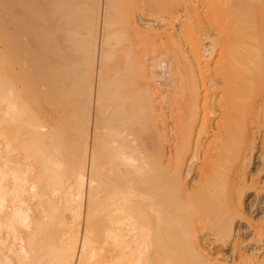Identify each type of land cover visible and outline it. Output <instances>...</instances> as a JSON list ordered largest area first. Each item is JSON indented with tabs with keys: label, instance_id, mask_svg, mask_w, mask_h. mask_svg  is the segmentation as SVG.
Returning <instances> with one entry per match:
<instances>
[{
	"label": "bare ground",
	"instance_id": "obj_1",
	"mask_svg": "<svg viewBox=\"0 0 264 264\" xmlns=\"http://www.w3.org/2000/svg\"><path fill=\"white\" fill-rule=\"evenodd\" d=\"M176 1L178 9L183 0ZM194 2H185V20L176 16L182 20L179 32H169L166 25L167 32L155 35L143 31L128 2L116 18L112 10L118 9V1L113 0H87L84 5L82 0H5L0 19V264H174L184 257L181 254L193 261L185 264H227L206 249L221 241L231 245L233 259L264 264V251L262 257L257 248L243 252L245 239L235 227L236 215L242 212L254 235L264 231V206L254 202L251 209L245 204L250 190L261 192L257 183L264 168L253 173L248 144L257 134L249 122L264 134V90L254 98L252 87V99L246 93L242 102L233 98L244 102L237 114L244 119L238 122L236 112L225 108V98L216 100L218 104L211 99V86L220 89L219 79L230 72L233 76L225 82L230 76L235 79V73L240 76L236 87L231 81L234 94L264 79V49L260 51L258 34L254 36L255 22L264 18V0H201L200 6ZM39 9L49 16L31 19ZM171 11L175 15L177 10ZM213 29L222 50L217 61L213 57L214 68L211 62L205 68L198 63L204 54L197 33L212 34ZM45 30L51 31V42L41 50L45 58L51 57L49 63L41 61L38 73L54 68L60 76L53 84L41 85L39 105L33 110L24 76L37 44L28 42L33 33ZM231 37L242 41L235 50L227 42ZM148 42L159 51L165 45L178 48L177 61L171 62L174 94L167 97L176 119L173 145L168 116L163 107L157 108V96L147 84L151 69L141 60L142 46L149 47ZM115 43L125 53L112 65L116 76H111V86L104 81L110 73L105 60ZM162 63L159 59L155 66ZM260 82L257 89L264 80ZM54 90L68 95L67 104L51 101ZM217 109L223 114L214 124L211 112ZM62 119L66 126H61ZM211 158L220 163L218 169L226 160L232 165L223 164L210 174ZM228 168L240 175L238 180L224 171ZM202 196H210L211 203L201 204ZM215 198L218 201L212 202ZM193 209L197 212L191 224L187 221ZM163 221L165 226L172 223L165 227ZM199 223L211 224L205 236L199 234ZM262 235L255 239L264 242ZM175 247L188 253L177 254Z\"/></svg>",
	"mask_w": 264,
	"mask_h": 264
},
{
	"label": "rangeland",
	"instance_id": "obj_2",
	"mask_svg": "<svg viewBox=\"0 0 264 264\" xmlns=\"http://www.w3.org/2000/svg\"><path fill=\"white\" fill-rule=\"evenodd\" d=\"M87 1V0H86ZM86 1H84V0H82V4L81 5H84L85 3H86ZM117 1H118V3H117ZM123 1V0H122ZM130 1V2H129ZM156 1V0H155ZM155 1L154 0H152V2H151V0H148V1H146V0H125V4L127 3L128 4V8L129 7H131V9H133L134 10V16H135V19H136V21L140 24V26L142 27V29H144L143 31H145L146 30V32H150V33H152V34H155V33H160V32H167V31H165V29H166V25L168 26V27H170L171 28V30L169 31V32H174V33H177V32H179V30H180V27H181V25H182V20H185L184 19V17H182L181 16V14H182V12L184 11V8H185V6L184 5H186L187 3H185V2H190V0H183V3H185V4H183V3H181V4H178V9H177V7H176V5H177V2H179V1H176V0H157V2L155 3ZM164 1V2H163ZM176 1V2H175ZM193 1H195L196 2V4H198V3H200L201 2V0H193ZM198 1V2H197ZM4 2H5V0H0V19L1 18H3V15H2V7H3V5H4ZM113 2H114V4H115V2L117 3V4H115V6L114 7H116V5H118L116 8H118L117 10L114 8L113 10L115 11L116 10V12L114 13V11L112 10V16L113 17H119V15L117 14L118 12H119V9H123V8H120V6L121 7H123L122 5L124 4L123 2H121V0H116V1H114L113 0ZM147 2V3H146ZM150 2H151V5H149L150 4ZM153 2H154V4L156 5V4H158L159 2H161L160 4H158L157 6H154V4H153ZM194 2V3H195ZM122 3V4H121ZM121 4V5H120ZM126 4V5H127ZM153 4V5H152ZM174 7H173V6ZM184 6V7H181V8H179V6ZM199 5V4H198ZM262 5H264V4H261L260 6H262ZM200 6V5H199ZM170 7V8H169ZM175 7H176V10L177 11H179L178 13H176L177 11L176 10H174L175 9ZM81 8L83 9L84 8V6L82 7L81 6ZM171 8H173V11H176V12H173L175 15H173L172 13V15L173 16H175V17H172V16H170L171 14H169V12L171 11ZM168 9H170V10H168ZM180 9V10H179ZM258 9H260V8H258ZM41 10H44L43 8L41 9ZM41 10L39 9V12H37V11H35V12H33V14L31 15L32 16V18L31 19H33L34 18V15H41V17L42 18H46L47 17V13H48V11L46 10V11H44V13L43 12H41ZM201 10H203L202 9V6H201ZM262 11H264V8L263 9H261ZM121 11V10H120ZM169 11V12H168ZM46 12V13H45ZM172 12V11H171ZM36 13V14H35ZM118 15V16H116V15ZM260 14H261V17H263L264 15H262V14H264L263 12L261 13L260 12ZM44 15V16H43ZM49 16V15H48ZM176 16H180L181 18H182V20H181V18L179 19L178 17H176ZM37 19H36V21H39L40 19L42 20V18L40 17V16H35ZM261 19L262 18H260V20H259V22H261ZM263 21V24H264V18L262 19ZM170 23H169V22ZM175 21V22H174ZM258 21H256L255 23H257L256 24V28L254 29V36L255 35H257V36H255V38L256 37H258V39H255V40H258V42H260V43H258L257 42V44L259 45V44H261L262 46H259V48L261 47L262 49H264V31H263V29H264V26H263V24H262V22L261 23H259ZM172 23V24H171ZM170 24V25H169ZM261 25L262 24V26L263 27H260L259 25ZM173 25V26H172ZM155 28V29H154ZM168 29V28H167ZM166 29V30H167ZM262 31H261V30ZM152 32H151V31ZM157 30H158V32H157ZM213 30H215V29H213ZM257 30V32H255ZM2 28H1V30H0V33L2 34ZM153 31H155V32H153ZM160 31V32H159ZM212 31V30H211ZM211 31H209V32H211ZM145 32V33H146ZM200 31H198V33L197 34H199V35H201L202 37H201V41H200V47H201V49H202V52H203V54H204V57H203V59L201 58V62H198L200 65L201 64H203V65H201V66H205V68H206V66L208 67V65L210 64V62H211V67H213L214 68V66H215V60L217 61L218 59V57H219V54H220V51L222 50V45H223V43L221 42L222 40L220 39V37H217L216 35H215V33H216V30L212 33V34H210V33H206V32H208L207 30H206V36H205V33L203 32H200ZM218 32V31H217ZM163 34H165V33H163ZM204 34V35H203ZM209 34H210V37H209ZM156 35V34H155ZM157 37V36H156ZM212 37V38H211ZM217 38H219L218 40H219V42H218V40H217ZM234 40H233V39ZM238 37H231L230 39H227V40H225V41H227L228 42V44H229V46H232L233 47V44H234V46H235V48H234V50L235 49H237L238 48V46H236V45H238V43L239 44H241V38H239V39H237ZM33 39V40H32ZM150 39V38H149ZM233 40V41H230V40ZM235 39H237L238 41H237V44H236V40ZM151 40H153V39H151ZM221 40V41H220ZM2 41V40H1ZM0 41V46L2 45V43L3 42H1ZM215 41H217L216 42V50L215 51H217V52H215L214 50H213V48L215 49V47H214V45H215ZM32 42V43H31ZM49 42H51V31L50 30H45V31H43V32H40V33H33L32 34V38L30 39L29 38V44L31 43V45L32 44H37V46H38V48H37V46H35V45H33V46H35V49H36V52L34 53V54H32V57L30 58V60H29V66H28V70H27V73H26V75L24 76L25 77V79H26V90L28 91V93H29V96H30V99H29V103H30V106H31V108L34 110V109H36L37 107H38V103H39V100H38V98H37V96H38V92L41 90V88H42V86L44 85H50L51 83L53 84V83H55L56 82V80L59 78L58 77V75L60 76V74H57V72L58 71H56L54 68H53V70L55 71H52V70H46L45 71V73H41L40 72V74L38 73V70H40V67H41V64H42V62L41 61H43V62H47V63H49V61H50V57H51V55H49V57L47 56L46 58L43 56V54H44V52L41 50V47H43L42 46V44L45 46H49L50 45V43ZM214 42V43H213ZM227 42H224V43H227ZM262 42V43H261ZM120 43H122V42H120ZM124 44H120L121 46H123V47H125V42H123ZM222 43V45H220V44ZM230 43H231V45H230ZM150 44H151V42H150ZM150 44H149V42H148V45H149V47L148 46H146L147 44H145V47L147 48H145V47H143L142 46V52L144 53V55H143V59H141L142 60V62L144 61L145 62V64H147L148 66H149V70H150V73H149V76H148V81H147V84L151 87L150 89L152 90L153 89V92L155 93V95L157 96V98H156V100H157V108L159 109V111H164V112H166V114H167V116H168V131H169V137L171 136V138H172V140H171V144L173 143V144H175L174 143V141H176L175 139H176V137H175V121H176V119L175 118H173V114H172V112H173V110L171 109V105H169L168 103H169V100H168V98L167 97H169V95L171 94V95H173L170 91H172L174 88V79L175 78H173V77H175L174 75H173V71H172V68H171V62H173V60H176V54L178 53V48L174 45H171V46H168V45H165L164 47H163V49L161 50V51H159L157 48V50L155 49V47H154V49H153V47L152 46H155V45H152L151 47H150ZM120 46H119V44H117V46H116V43H115V47H113L112 46V48L111 49H109V51H108V56H107V60H105V64H107L108 65V72H110V73H107V75H106V77H105V82H107L108 84H110L111 85V83H112V85L114 84V82H115V78H113L114 76H116V73L114 74V70H115V68L113 67V66H115L116 65V62L117 61H119V57L121 58L122 57V55L125 53V51H124V49L125 48H127V47H125V48H123V50L121 49V47L119 48ZM1 49H2V47H0ZM152 48V49H151ZM177 48V49H176ZM260 48V51L262 50ZM144 49L146 50V52H144ZM175 49V50H174ZM80 50V49H79ZM112 50V51H111ZM212 50H213V52H212ZM80 51H82V48H81V50ZM262 51H264V50H262ZM121 52H123L122 54H121ZM212 52V53H211ZM118 53V54H117ZM145 53H147V54H145ZM263 53V52H262ZM262 53H260V55L262 54ZM46 55H48V54H46ZM264 55V53L262 54V56ZM212 56V57H211ZM38 57V58H37ZM110 57V58H109ZM213 57H214V59H213ZM115 58H118V60L116 61V59ZM155 58V59H154ZM160 59V61L161 62H163L162 63V65L163 66H161V67H157V66H155V63L158 61ZM194 59V58H193ZM114 60H115V62H114ZM213 60V61H212ZM177 61V60H176ZM194 61V60H193ZM195 61H196V59H195ZM195 61H194V63H195ZM200 61V60H199ZM262 62V61H261ZM174 63H175V61H174ZM213 63H215V64H213ZM262 63H264V58H263V62ZM114 64V65H113ZM214 66H213V65ZM113 65V66H112ZM264 66V65H263ZM34 67V68H33ZM109 67H111V68H109ZM114 69V70H113ZM41 71V70H40ZM263 73H264V71H262ZM30 73V74H29ZM154 75H153V74ZM262 73V75H264ZM56 74H57V76H56ZM110 74V75H109ZM231 76H233L232 75V72H230L229 73ZM229 74L228 75H226L225 76V80H228L227 79V76H229ZM235 75L237 76H235L236 78H237V80L235 81V79L234 78H232L231 76L230 77H228V78H231V81L232 80H234V81H232V82H235L234 84H235V86H232V85H234V84H231L232 82L231 81H226L225 82V80L224 79H222V77H221V80H223L224 81V83H220V82H223V81H221L220 79H219V84H218V87H220V89L219 88H216V86H211V99H212V97H213V99L212 100H214V102H216L217 103V101L218 102H220L221 100H223L224 98V104L226 105L225 106V108L227 109H229L228 111H232V112H236V115L240 112V110H239V108L241 109V112H242V107H240V105H242L243 103H241L242 102V100H245L244 98H243V96L244 97H246L247 98V95H248V99L249 98H251L252 99V96L254 97L255 95H259L258 93L259 92H261L260 90H262V89H260V88H263V90H264V84H262V86L261 87H259L258 89L256 88V87H258V85L260 86V81H263L264 79H263V77H262V79H261V77H260V81H258V82H260V83H256V85L254 84V85H251V87L249 88V90H246V92L244 93V91L242 92V94L244 93V95H242L241 94V92L238 94V93H236V94H234V93H232V91H233V89H231V87L230 86H232V88L233 87H236V84H238V82L240 81V76H239V78H238V74H236L235 73ZM260 75H261V73H260ZM111 76H113V77H111ZM153 76V77H152ZM149 77H150V80H152V81H150L149 80ZM152 77V78H151ZM42 78V79H41ZM106 78H107V80H106ZM147 78V77H146ZM145 78V79H146ZM37 80V81H36ZM112 80H114V81H112ZM173 80V81H172ZM112 81V82H111ZM146 81V80H145ZM41 82L43 83V84H41ZM51 82V83H50ZM150 82V83H149ZM153 82V83H152ZM229 82V83H228ZM106 83V84H107ZM227 83V84H226ZM264 83V82H263ZM225 84V85H224ZM231 84V85H230ZM258 84V85H257ZM42 85V86H41ZM111 85V86H112ZM221 85V86H220ZM229 86V89L226 87V89H227V92L226 91H223V90H225V86ZM173 86V87H172ZM256 86V87H255ZM215 87V88H214ZM224 87V89H222V88ZM252 87H253V91H254V93L252 92V90L250 91V89H252ZM171 89V90H170ZM214 89H216L215 91H214ZM218 89V90H217ZM254 89H257L256 90V92H255V90ZM35 90V91H34ZM155 90V91H154ZM231 92H230V91ZM168 91V92H167ZM217 91V92H216ZM223 91V92H222ZM252 92L251 94H252V96H251V94H250V92ZM259 91V92H258ZM170 92V93H169ZM249 92V93H248ZM157 93V94H156ZM166 93H168V94H166ZM227 93H229L228 95H227ZM246 93H247V95H246ZM233 95V97H231L232 95ZM241 94V96H240V98H239V95ZM58 95V96H57ZM236 95V96H235ZM229 96V97H228ZM251 96V97H250ZM236 97V99H239L241 102H239V101H237V100H235V99H233V98H235ZM256 97V96H255ZM254 97V98H255ZM67 98H68V95L67 94H65V92H63V93H61L60 91H57V90H54V91H52V94H51V101L52 102H54V103H56V104H58V103H61L62 102V104H64V103H66L67 102ZM170 98V97H169ZM221 98V99H220ZM227 98V99H226ZM159 99V100H158ZM219 99V100H218ZM230 99V100H229ZM242 99V100H241ZM217 100V101H216ZM226 100V101H225ZM226 102V103H225ZM228 102V103H227ZM237 103V104H236ZM67 104V103H66ZM171 104V103H170ZM218 104V103H217ZM228 105H229V107H228ZM236 105V106H235ZM238 106V107H237ZM160 107V108H159ZM161 107H163L162 108V110H161ZM164 107H166V108H164ZM233 108H234V110H233ZM235 109L238 111H235ZM32 110V111H33ZM170 110H172V111H170ZM220 110V109H219ZM218 109H217V111L214 113H212L211 112V119H213L214 118V120H211V122H213L214 124H215V121H218L221 117H220V114L222 115L223 114V112L222 113H220L221 112V110L219 111ZM226 112H227V110H226ZM240 112V113H241ZM227 113H229V112H227ZM239 113V114H240ZM229 114H231V113H229ZM238 114V115H239ZM237 115V117H235V120H237L236 122H238V121H242L244 118H243V116H238ZM240 118V119H239ZM63 120H66V119H62L61 120V126H66L65 125V122L67 121H63ZM175 120V121H174ZM62 122H64V124H62ZM175 122V123H174ZM251 122H253L252 121V119H251ZM175 124V125H174ZM252 123H250L249 122V125L254 129V130H256V132L255 133H257L256 134V136H255V138H254V140H253V144L251 143V142H249V146H248V151H250V155H251V157H252V163L253 164H251V170L253 171V173H256V171H259V170H261L262 168H264V158H263V150H264V134L263 133H261V132H259L258 133V130H257V128H256V125H254V124H252ZM174 127V128H173ZM174 131V133H172ZM237 131V133L235 134V137H237L236 139L238 140V139H240L241 138V135H240V133L238 132V130H236ZM213 132L214 133H216L217 132V129L214 127V130H213ZM173 134V135H172ZM240 135V138H238V136ZM175 139H174V138ZM213 138V137H212ZM211 138V139H212ZM242 139V138H241ZM240 139V140H241ZM257 140V141H256ZM173 141V142H172ZM236 141V140H235ZM255 141V142H254ZM170 144V147H168L169 149H171L173 152L175 151L174 149H175V147L174 146H172ZM256 144V145H255ZM169 146V145H168ZM253 147V148H252ZM256 147V148H255ZM172 153V152H171ZM211 159H213V158H211ZM194 161V164L196 165V166H199L198 164L200 163V160L199 161H197L198 159L197 158H195V159H193ZM213 161H214V159L211 161V173L210 174H212V172H216V170L215 169H217V170H221V168H222V165L224 164V166L226 167L227 165H225L226 163H228L229 161L228 160H226V163L225 162H223V164H221V168L220 169H218L219 167H220V165H219V167L217 168L216 167V165L217 164H220V163H218L217 162V164L215 163V161H214V163L215 164H212L213 163ZM222 163V162H221ZM230 163V162H229ZM228 163V164H229ZM231 165L232 164H229V166L231 167ZM223 166V167H224ZM228 166V167H229ZM224 167V168H225ZM223 168V169H224ZM227 168V167H226ZM229 169V168H228ZM226 169V170H224V171H226L227 173L230 171L231 172V170L229 169ZM215 170V171H214ZM228 170V171H227ZM220 172V171H219ZM222 172H223V170H222ZM221 172V173H222ZM232 174H234V175H232V176H230V177H232L231 179H234L235 178V180H238L237 179V177H240V175L239 174H237V172L235 173V172H231ZM219 174V173H218ZM216 175V174H215ZM237 175H239V176H237ZM191 176V175H190ZM214 176V175H213ZM233 176H234V178H233ZM237 176V177H236ZM230 177H229V179H230ZM190 178V177H189ZM211 178H212V175H211ZM213 179V178H212ZM231 179L229 180V181H231ZM259 183H257V185H259V191H261V192H259V193H255L254 191H256L255 189H252L253 191H249L248 192V194H247V196H245V204L247 205V207L251 204V209H252V203H254V202H261L260 203V205L261 206H264V170L263 171H261L260 172V179H259ZM228 184V183H227ZM230 184V183H229ZM226 189L228 188L227 186L225 187ZM224 188V189H225ZM223 190L224 192L225 191H227V190ZM222 192V191H221ZM226 193V192H225ZM224 193V194H225ZM228 193H230V191H228ZM228 193H226L227 194V196L229 195ZM221 194H223V193H221ZM221 194L219 195V196H221ZM224 194L222 195V196H224ZM225 194V195H226ZM140 195V194H139ZM142 195V194H141ZM204 196V195H203ZM201 197L202 199L201 200H199L200 202H201V204H208L207 202H209V204L211 203L210 201H211V198H209V197ZM249 196V197H248ZM137 197H140V196H137ZM212 197H214V196H212ZM230 197V196H229ZM205 198V199H204ZM208 198V199H207ZM218 198H220L221 199V197H218ZM140 199L142 200V197H140ZM140 199H134V200H140ZM216 199V201H212V202H217L218 200H217V198H215ZM222 199L223 200H227V198H226V196H224V198L222 197ZM188 201H190L189 200V198L187 199ZM194 200V199H193ZM205 200H207V201H205ZM209 200V201H208ZM259 200V201H258ZM183 201V200H182ZM185 202H186V200H184ZM183 201V204L185 203ZM202 201H203V203H202ZM248 201V202H247ZM206 202V203H205ZM251 202V203H250ZM208 204V205H209ZM254 208V207H253ZM193 210H195V212H191V214H192V216H191V214H189V216H191L192 218H190L187 222H190V220L192 221V219H194V214H196V212H197V209H193ZM242 213V212H241ZM241 213H239L238 215H236V218H237V221H236V229H237V231H238V234H239V236L240 237H242V240H244L245 242L242 244L243 245V252L245 253V254H250V253H254V252H252L254 249H256L257 251H259V252H257V254L259 255H261L262 254V252L264 251V248H262V247H260L261 246V243H263V245H264V242H261L260 241V239H259V237L262 235V237H264V233H262V232H264V231H261L260 233H257V236H259L258 237V239H255V237H257L256 236V234L254 235V232H252V230L249 228V226H248V223H246V221L245 220H243V218H242V216H241ZM248 213V212H247ZM153 215H155L154 213H153ZM152 215V216H153ZM156 216V215H155ZM258 216V215H257ZM259 216H260V214H259ZM258 216V217H259ZM150 219V218H149ZM152 219H154V217L153 218H151V220ZM155 220H156V222L158 221L157 219H154V220H152L154 223H155V225H157V223L155 222ZM153 222H152V224H153ZM165 221H163V224H164V226H165V223H164ZM168 223H172L171 221L169 222V221H167ZM166 222V224L168 225V223ZM194 223V221H192L191 222V224H193ZM209 223H211V221H209ZM161 224V223H160ZM188 224V226H189V223H187ZM200 224V223H199ZM166 225V226H167ZM207 225H209V224H207ZM165 226V227H166ZM183 226H185V224L183 223ZM182 227V226H181ZM185 227H187V226H185ZM191 227V226H190ZM201 227V228H200ZM209 227H211V224L209 225ZM208 226H206V223L205 224H200V226H199V228H200V230H202V232L200 231L199 232V234H201V236L202 235H204L205 236V234H206V232L208 233V228H209ZM184 228V227H183ZM188 229H189V227H187ZM207 228V229H206ZM240 228V229H239ZM182 229V228H181ZM185 229V228H184ZM205 229V230H204ZM183 230V229H182ZM186 230V229H185ZM240 230V231H239ZM188 232V231H187ZM248 232V233H247ZM181 234H182V232H181ZM241 234V235H240ZM261 238V237H260ZM255 239V240H254ZM18 242V241H17ZM206 242V241H205ZM220 242V241H219ZM180 245V243L178 244V246ZM177 246V245H176ZM257 246V247H256ZM180 247H182L181 245L179 246V248ZM252 247H253V249H252ZM264 247V246H263ZM174 249H176V247L174 248ZM183 249V248H182ZM206 249L207 250H209L210 251V256L211 257H219L220 259H224V260H228L229 261V263H227V264H243V262H242V258H240V257H238L237 256V258H232V256H231V249H232V247H231V245L230 244H225V243H223L222 241L218 244V242L215 244V245H212L211 246V244L210 245H207L206 246ZM251 250V252H248V251H250ZM260 249V250H259ZM262 249V250H261ZM177 250L178 249H176V252L175 253H179V251L181 252V253H184V252H186V248L185 249H183L184 251H181L180 249H179V251L177 252ZM188 250V249H187ZM256 250H254L255 252H256ZM186 253H188V252H186ZM185 253V254H186ZM190 253V252H189ZM182 256H184L183 258H184V260H186V261H184L183 260V258L182 257H179L180 259V261L179 262H177V261H175L174 262V264H185V262H187L188 260L190 261V262H193L192 260H190L191 259V257H189L188 258V255L186 254V255H183V254H181ZM178 256H180V255H178ZM185 256H186V258L187 259H185ZM190 256H191V254H190ZM227 257V259H225L224 257ZM263 255H261L260 257H262ZM245 258H247V257H245ZM190 262H188V263H190ZM187 264V263H186Z\"/></svg>",
	"mask_w": 264,
	"mask_h": 264
}]
</instances>
